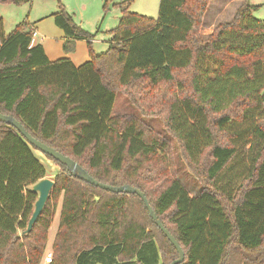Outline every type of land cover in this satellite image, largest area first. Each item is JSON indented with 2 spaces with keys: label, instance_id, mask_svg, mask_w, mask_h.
<instances>
[{
  "label": "trees",
  "instance_id": "obj_1",
  "mask_svg": "<svg viewBox=\"0 0 264 264\" xmlns=\"http://www.w3.org/2000/svg\"><path fill=\"white\" fill-rule=\"evenodd\" d=\"M209 1L159 0L152 18L122 0L107 50L95 54L88 45L89 59L79 65L50 60L41 44L31 45L26 21L5 34L0 16V112L96 180L141 190L184 252L177 264H264V19L252 14L258 5L246 4L203 38ZM58 5L51 16L64 33V53L78 40L89 44L92 35ZM120 91L129 112L113 111ZM253 115L252 165L227 188L218 176L242 138L232 127ZM148 116L159 117L164 131ZM34 150L0 121V264L41 263L58 205L47 264H169L178 257L137 194L94 186L45 154L59 170L25 232L38 196L32 186L47 174ZM174 151L199 187L184 184Z\"/></svg>",
  "mask_w": 264,
  "mask_h": 264
},
{
  "label": "rangeland",
  "instance_id": "obj_2",
  "mask_svg": "<svg viewBox=\"0 0 264 264\" xmlns=\"http://www.w3.org/2000/svg\"><path fill=\"white\" fill-rule=\"evenodd\" d=\"M59 1L62 7L72 15L74 22L88 34L92 35L89 44L86 40H78L82 42L80 44H84V49L88 55L89 46L92 52L95 54L106 51L109 45L108 42L111 38L109 31L117 25L119 16L121 15V9L116 5V3H119L122 0ZM128 1L129 11L145 15L147 17H157L159 0ZM246 4L258 5L252 14L258 19H264V0H210L201 18V24L199 26V32L201 36L206 38L218 24L231 20L235 11L239 7L245 6ZM58 6V0H28L22 2L21 4L0 3V16L4 21V32L9 34L17 24L26 21L28 26L34 31V38L39 39V37L41 38L49 36V24L58 28L54 23L53 17L51 16V14L59 10ZM37 26L40 27L44 32H40ZM37 30L39 31L38 34L36 32ZM131 109L132 105L126 94H124L122 91L118 92L116 95L113 111L115 113H124L131 111ZM254 115L246 119L244 122L236 123L232 127V129L241 133L242 138L238 141V155L228 163V165L218 176L219 184L227 188L235 189L242 177L248 173L249 168L252 165V157L254 156L258 147V139L255 136H251L249 134L250 124H252L255 120ZM145 120L154 130L161 132L164 131L159 117L148 116L145 118ZM34 152L46 166V178L51 179L54 172L59 170L58 165L47 159L40 151L34 150ZM174 152V163L184 184L188 186V188L199 187V183L197 182L198 180L194 178L192 172L181 160L179 151ZM59 211L60 205L57 207L53 222L49 228L47 247L40 264H47L48 262L45 260V258L49 254L52 256L51 243L57 229Z\"/></svg>",
  "mask_w": 264,
  "mask_h": 264
},
{
  "label": "water",
  "instance_id": "obj_3",
  "mask_svg": "<svg viewBox=\"0 0 264 264\" xmlns=\"http://www.w3.org/2000/svg\"><path fill=\"white\" fill-rule=\"evenodd\" d=\"M0 121L5 122L11 126H13L24 138L25 140L33 146L36 150L40 151L41 153L52 157L53 159L57 160L58 162L64 164L66 168L70 171V173L80 178L81 180L88 182L94 186H97L101 189L110 191V192H124V193H135L137 194L143 201L149 216L153 219L155 224L161 229V231L165 234V236L169 239V241L173 244L176 251L178 252V257L172 260L169 264H177L183 261L184 259V252L174 238V236L167 230V228L162 224L160 219L155 214L152 206L150 205L147 197L145 194L139 190L138 188L131 186L129 184H124L120 186H113L103 182L96 180L92 177L78 162H76L71 157L64 155L63 153L57 151L53 147L43 143L42 141L35 138L24 126L21 122H19L15 117L7 114H3L0 112ZM53 186V180L50 178H43L33 184L32 190L38 193L37 199L34 203V210L32 215L28 221L27 228L25 232H29L32 228V225L36 221L37 217L41 213L48 196L50 194L51 188Z\"/></svg>",
  "mask_w": 264,
  "mask_h": 264
},
{
  "label": "crops",
  "instance_id": "obj_4",
  "mask_svg": "<svg viewBox=\"0 0 264 264\" xmlns=\"http://www.w3.org/2000/svg\"><path fill=\"white\" fill-rule=\"evenodd\" d=\"M3 19V18H2ZM4 22V21H3ZM36 27V25H35ZM40 32H44L38 27ZM36 31L37 34L39 31ZM48 32H50L45 37H39V39L34 38L31 41V45L41 44L44 48V51L47 57L50 60H55L61 57H68L75 65H79L89 59V55L84 49V44H80L82 42L78 41L75 46V51L71 53H64L62 50V43L64 41V33L60 28H56L49 24ZM6 34V33H5ZM53 241V240H52Z\"/></svg>",
  "mask_w": 264,
  "mask_h": 264
},
{
  "label": "built area",
  "instance_id": "obj_5",
  "mask_svg": "<svg viewBox=\"0 0 264 264\" xmlns=\"http://www.w3.org/2000/svg\"><path fill=\"white\" fill-rule=\"evenodd\" d=\"M45 260H46L47 262H49V261L51 260V254H49V255L45 258Z\"/></svg>",
  "mask_w": 264,
  "mask_h": 264
}]
</instances>
